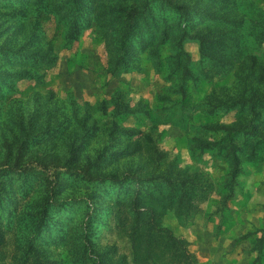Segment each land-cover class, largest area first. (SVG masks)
Listing matches in <instances>:
<instances>
[{
  "label": "rangeland",
  "instance_id": "1",
  "mask_svg": "<svg viewBox=\"0 0 264 264\" xmlns=\"http://www.w3.org/2000/svg\"><path fill=\"white\" fill-rule=\"evenodd\" d=\"M171 1L200 12L186 53L158 37L162 65L135 46L120 69L109 0L71 40L49 7L0 3V53L55 58L0 60V264H264V0Z\"/></svg>",
  "mask_w": 264,
  "mask_h": 264
},
{
  "label": "trees",
  "instance_id": "2",
  "mask_svg": "<svg viewBox=\"0 0 264 264\" xmlns=\"http://www.w3.org/2000/svg\"><path fill=\"white\" fill-rule=\"evenodd\" d=\"M28 1L33 2L34 5L39 8L35 10L36 15L34 16L36 17L39 16L40 10H42L41 7H49V12L55 15L56 22L60 25H63L67 33H69L68 39L70 40L77 37V35H79V33H81L82 30L91 23V21H87L86 17V12L88 11L86 9L87 0H0V3H8L18 6L24 5L28 3ZM109 1L112 3V6L111 8L105 10V18L103 21L105 26L110 31L109 43L111 45V54L115 59L116 68H128V65L131 61L130 58L133 57L132 53L135 46H139V54L147 53V57L149 59L154 61L156 59L158 60V63L162 65L160 51L156 50V52H154L152 48L154 42L157 43L156 39L158 37H160L158 47L166 45L165 43L171 41L169 45L175 48V52L179 54L177 60L175 57L177 54H173L172 57L174 61L171 62V65H175L176 62L180 61V55L186 53L183 47V42L185 39H187L186 37H188L189 32L191 31V24H195V17H193L192 14L196 13L199 15V11L191 10L185 4L173 2L171 0H132L131 4H118V1L121 0ZM103 14L104 13L93 14L94 19L100 20V18L103 17ZM216 21H219L220 23L231 24L233 28H236L238 25L236 18L229 16L217 18ZM142 31H145V33L143 34ZM173 35L174 38H172ZM225 42H231V49H235L234 40L232 37L226 38ZM149 48H152V50L150 51ZM32 53H35L37 56L35 57V55H32L31 53L28 54V52L17 53L15 50H8L7 52L0 53V60L5 62H14L20 67H29V70L36 66L40 59H45V61L48 60L51 62L55 60V58L39 55L34 51ZM19 75L24 76L22 74ZM247 94L248 93H246V96H248ZM263 102V96L251 98L250 109L254 110ZM233 132L234 135L232 138H235L233 140L230 138V143L232 144H234L235 140L238 139V134L242 133L240 129L233 130ZM226 156H232V158L234 157L235 162L238 158L237 154L234 152L227 154ZM236 168L238 169V166H236ZM236 168L231 175L233 179L237 175ZM188 183H190V181H188ZM170 184L174 183L170 182ZM190 185H192V183H190ZM212 186L213 184L208 181L207 187L203 188L204 186H201L199 190L204 193V190H212ZM183 191H186V184L183 185ZM110 194L113 195L114 190L110 191ZM186 195L190 196L189 190L187 191ZM120 196L121 193L118 194V197ZM182 202L183 198L180 199L179 203L181 204ZM1 209L2 211H0V213H3L4 215L8 214V212H11V208L8 206ZM61 210H64V212L66 211V213H68L69 211H72V206H67ZM41 228L42 225L39 224L38 229ZM42 231L43 230L39 232L40 236L43 234ZM167 233L169 235L170 241H172L174 245L176 244L179 246L178 244L181 243V239L175 237L171 232ZM175 257L189 258L191 256L184 252V254H179V256L175 255Z\"/></svg>",
  "mask_w": 264,
  "mask_h": 264
},
{
  "label": "crops",
  "instance_id": "3",
  "mask_svg": "<svg viewBox=\"0 0 264 264\" xmlns=\"http://www.w3.org/2000/svg\"><path fill=\"white\" fill-rule=\"evenodd\" d=\"M239 256H241V255H238V252H236V251L232 254V258L237 264H245V262H243L241 260V257H239Z\"/></svg>",
  "mask_w": 264,
  "mask_h": 264
}]
</instances>
